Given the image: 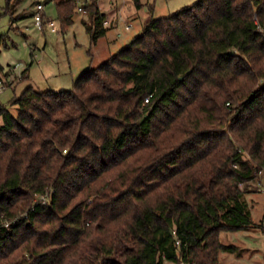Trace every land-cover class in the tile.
Here are the masks:
<instances>
[{"label":"trees","instance_id":"16d2710c","mask_svg":"<svg viewBox=\"0 0 264 264\" xmlns=\"http://www.w3.org/2000/svg\"><path fill=\"white\" fill-rule=\"evenodd\" d=\"M52 1L70 24L78 0ZM82 11L96 43L106 14ZM10 105L0 264H220L237 250L221 232L254 226L245 195L264 170V0L151 15L71 89L28 86Z\"/></svg>","mask_w":264,"mask_h":264},{"label":"rangeland","instance_id":"374dc122","mask_svg":"<svg viewBox=\"0 0 264 264\" xmlns=\"http://www.w3.org/2000/svg\"><path fill=\"white\" fill-rule=\"evenodd\" d=\"M197 1L97 0L100 10L108 13L104 24L107 31L93 43L87 31L91 22L88 11L76 9L72 22L63 26L54 1L20 0L12 20L4 12L6 0H0V62L4 67L0 74V106L17 115L16 106L10 103L28 86L41 91L71 89L85 70L98 67L140 35L151 15L168 16ZM41 2L48 17L44 22L54 19L56 32L51 31L47 22L43 30L36 28L34 14ZM89 3L91 0H78L76 8ZM245 200L254 226L221 232V242L237 250L222 251L220 264H264V174L252 181Z\"/></svg>","mask_w":264,"mask_h":264},{"label":"built area","instance_id":"2783aa9c","mask_svg":"<svg viewBox=\"0 0 264 264\" xmlns=\"http://www.w3.org/2000/svg\"><path fill=\"white\" fill-rule=\"evenodd\" d=\"M44 8H45V4L43 2L38 3L36 5V12L34 14V22H35V26L37 29L39 30H43L45 27L44 24ZM79 11H82V6H80L78 8ZM52 32H56V27H55V21L54 20H50L49 22H47V24ZM264 174V170L260 172V176Z\"/></svg>","mask_w":264,"mask_h":264},{"label":"crops","instance_id":"0c3cea01","mask_svg":"<svg viewBox=\"0 0 264 264\" xmlns=\"http://www.w3.org/2000/svg\"><path fill=\"white\" fill-rule=\"evenodd\" d=\"M101 11L103 12V13H105L106 15L108 14L106 11H104L103 9H101ZM106 22H107V17H106V21H105V23L104 24H106ZM130 28V26H127V29H129Z\"/></svg>","mask_w":264,"mask_h":264}]
</instances>
